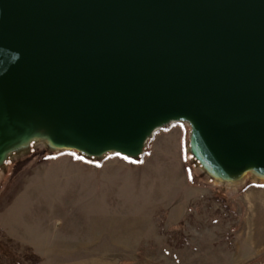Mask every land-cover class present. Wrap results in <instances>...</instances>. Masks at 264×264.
I'll return each mask as SVG.
<instances>
[{"label": "water", "instance_id": "1", "mask_svg": "<svg viewBox=\"0 0 264 264\" xmlns=\"http://www.w3.org/2000/svg\"><path fill=\"white\" fill-rule=\"evenodd\" d=\"M180 122L223 180L264 177V0H0V166L38 139L138 157Z\"/></svg>", "mask_w": 264, "mask_h": 264}, {"label": "rangeland", "instance_id": "2", "mask_svg": "<svg viewBox=\"0 0 264 264\" xmlns=\"http://www.w3.org/2000/svg\"><path fill=\"white\" fill-rule=\"evenodd\" d=\"M125 157L45 139L10 151L0 166V264H264L256 172L223 180L194 156L186 122Z\"/></svg>", "mask_w": 264, "mask_h": 264}, {"label": "bare ground", "instance_id": "3", "mask_svg": "<svg viewBox=\"0 0 264 264\" xmlns=\"http://www.w3.org/2000/svg\"><path fill=\"white\" fill-rule=\"evenodd\" d=\"M44 133H45V132L39 131V132H36V133L34 134V136H35V135H38V134H40V135H44ZM247 175H248V174H247ZM247 175L243 176V178H245ZM254 178H255V179H259L260 181L264 182V177L258 178V177H256V176H254ZM229 183H230V182H229Z\"/></svg>", "mask_w": 264, "mask_h": 264}, {"label": "snow or ice", "instance_id": "4", "mask_svg": "<svg viewBox=\"0 0 264 264\" xmlns=\"http://www.w3.org/2000/svg\"><path fill=\"white\" fill-rule=\"evenodd\" d=\"M125 158H127V157H125Z\"/></svg>", "mask_w": 264, "mask_h": 264}]
</instances>
